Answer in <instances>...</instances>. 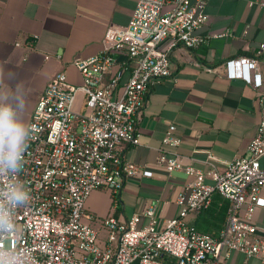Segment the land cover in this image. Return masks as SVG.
<instances>
[{
    "label": "built area",
    "instance_id": "2783aa9c",
    "mask_svg": "<svg viewBox=\"0 0 264 264\" xmlns=\"http://www.w3.org/2000/svg\"><path fill=\"white\" fill-rule=\"evenodd\" d=\"M207 1L137 0L128 24L107 26L99 53L73 62L82 84L71 83L63 71L49 79L27 125L18 170L0 168V216L8 224L0 229L3 264H225L234 251L264 264V226L256 220L264 208V92L258 93L262 119L256 134L224 171L211 152L199 169L176 150L159 149V166L188 176L176 199L177 215L160 222L150 200L128 220L104 217L103 235L86 220L94 190L115 194L127 179L154 176L149 167L124 160V150L139 143L145 97L151 84L171 74L172 50L207 42L198 34L209 19ZM251 4L264 7V0ZM263 52L264 43L258 57L230 59L221 68L259 91L262 73L251 71ZM79 92L84 98L77 107ZM174 130L169 125L163 143L176 148L181 140ZM14 190L25 194L23 203L11 201ZM215 191L230 204L224 227L211 236L187 216L207 208Z\"/></svg>",
    "mask_w": 264,
    "mask_h": 264
},
{
    "label": "crops",
    "instance_id": "0c3cea01",
    "mask_svg": "<svg viewBox=\"0 0 264 264\" xmlns=\"http://www.w3.org/2000/svg\"><path fill=\"white\" fill-rule=\"evenodd\" d=\"M251 1L208 0L209 19L198 30L207 42L172 50L171 74L151 84L145 97L139 143L127 145L123 154L124 160L152 169L154 176L127 179L115 194L94 190L85 208L92 226L99 229L109 214L128 220L150 200L157 203L160 222L178 214L176 199L188 176L181 170L168 174L159 166L160 148L176 150L185 164L199 169L205 168L203 160L211 152L218 158L220 171L245 153L262 119L258 93L264 92V86L258 91L244 79L229 78L221 65L238 57H258L264 43V7ZM136 4L137 0H0V106L16 108L15 97L22 98L16 119L26 131L49 79L63 71L71 83L82 84L73 62L99 53L107 26L128 24ZM256 71L264 81V52L251 73ZM171 124L181 140L176 148L163 143ZM229 204L215 191L210 205L190 213L187 222L200 232L218 236ZM256 220L264 226V208L257 211ZM225 264L260 262L234 251Z\"/></svg>",
    "mask_w": 264,
    "mask_h": 264
},
{
    "label": "clouds",
    "instance_id": "9594fccd",
    "mask_svg": "<svg viewBox=\"0 0 264 264\" xmlns=\"http://www.w3.org/2000/svg\"><path fill=\"white\" fill-rule=\"evenodd\" d=\"M16 108L11 104L0 106V168L17 171L26 150V132L21 123L16 119V110L23 107L22 98L15 97ZM10 199L15 204L24 202L25 194L14 190ZM8 227L7 221L0 216V229ZM0 264H3L0 261Z\"/></svg>",
    "mask_w": 264,
    "mask_h": 264
},
{
    "label": "rangeland",
    "instance_id": "374dc122",
    "mask_svg": "<svg viewBox=\"0 0 264 264\" xmlns=\"http://www.w3.org/2000/svg\"><path fill=\"white\" fill-rule=\"evenodd\" d=\"M83 98H84V94L82 92H79L78 93V96H77V101H76V106L79 107L80 104L82 103L83 101ZM100 230V229H99ZM106 231H104V229L100 230V234L103 235L105 234Z\"/></svg>",
    "mask_w": 264,
    "mask_h": 264
}]
</instances>
